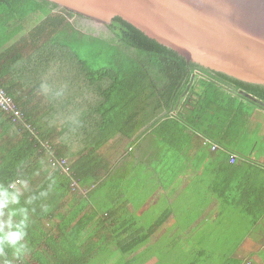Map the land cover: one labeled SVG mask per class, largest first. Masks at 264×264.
<instances>
[{
	"label": "trees",
	"instance_id": "trees-1",
	"mask_svg": "<svg viewBox=\"0 0 264 264\" xmlns=\"http://www.w3.org/2000/svg\"><path fill=\"white\" fill-rule=\"evenodd\" d=\"M75 17L82 15L47 0H0V45L15 36L19 38L17 44L30 43L31 53L20 66L26 72L32 70L41 85H51L55 81L66 85L62 94L64 97L67 95L68 102L49 106L63 119L61 134L65 135L62 139L64 147L54 143L53 136L32 118L29 106L19 104L16 98L26 121L34 126L39 139L20 129L21 125L12 122L0 111L1 128H13L14 132L23 134L24 139L18 148L13 147L11 153L1 158L0 184L7 187L9 183L23 181L31 169L27 165L28 159L36 151L40 150L38 155L46 161L47 167L37 180L38 184L29 189L22 187L19 202L12 203L18 216L12 220V231L17 230L15 226L23 218L19 209L24 208L27 219L23 230L26 236L22 238L32 242H29L27 252L35 255L38 264H98V257L107 252L102 247L103 235L99 242L86 240L87 237L81 243L77 241L93 214H86L69 227L78 213L64 218L60 211L68 198L75 201L93 190L102 177L101 171L109 170L108 163L103 162L98 151L113 135H135L137 139L152 129L157 137L162 136L165 141L168 139L172 148L181 150L191 137L193 132L189 129H192L203 135L207 143L219 147L218 167L232 176L238 170L243 171V159L239 158L241 163H237L235 158L230 163L229 153L244 135L252 108L264 110L263 105L243 96L247 93L264 102L263 85L246 83L195 63H187L182 56L148 38L119 17L106 24L109 33L101 35L77 28L72 21ZM15 47L14 43L6 53H12ZM86 52L102 63L94 67L83 56ZM2 56L0 73L9 67L8 62L1 63ZM0 85L4 86L2 82ZM58 86L61 90L62 84ZM5 89L10 94L7 87ZM172 116L175 119L170 122ZM180 136L183 137L180 142L175 140ZM44 140L55 147V159L67 160V171H63L59 163L49 161V154L42 147ZM71 153L77 156L73 160L67 157ZM243 173H246L245 178L261 176L264 179L262 168L244 169ZM216 178L215 181L219 179L218 176ZM74 180L80 188L87 190L85 194L72 187ZM217 184L215 190L221 198L247 196L254 188L240 177L234 182L223 177ZM8 191L14 190L9 188ZM42 192L46 195H41ZM31 197L35 199L28 203ZM237 202L256 211L261 208L260 214L264 213V201L248 199L246 203ZM45 207L47 211H44ZM8 209L6 216L10 215ZM53 219L59 221L57 238L50 234ZM259 219L255 216L253 222ZM42 242L46 245L52 242V257L50 255L49 259L41 257L45 250H34ZM249 245L250 242L240 247V251ZM3 248L1 256L10 260L11 264H31L13 257L10 245L3 244ZM242 263L243 257L237 253L224 264Z\"/></svg>",
	"mask_w": 264,
	"mask_h": 264
},
{
	"label": "crops",
	"instance_id": "crops-1",
	"mask_svg": "<svg viewBox=\"0 0 264 264\" xmlns=\"http://www.w3.org/2000/svg\"><path fill=\"white\" fill-rule=\"evenodd\" d=\"M18 39L15 36L11 41L0 45V55H3L1 63L4 61L9 63V67L7 66L0 73V82L7 87L19 104L29 106L32 118L38 121L44 131L53 136L54 143L58 147H62L64 145L62 139L65 137L63 133L61 134L63 119L54 108L52 110L49 106L68 102L67 95L64 97L62 94L66 85L60 81L52 82L51 85H41L32 70L26 72L27 70L20 65L31 53V48L27 49L30 43L17 44ZM14 43L15 52L7 54L8 47ZM58 84H62L61 90ZM257 111L262 113L261 111L264 110L258 107ZM251 116L252 113L246 125L247 133L251 132V122L256 119ZM174 119L175 116H172L170 122ZM254 129L261 132L259 128L254 127ZM189 130L193 133L181 150H178V147L172 148L168 139L167 142L162 136L157 137L152 129L137 139L135 135L127 137L116 133L98 151L103 162L108 163L109 170L104 173L101 171L102 177L97 186L87 195H82L81 199L75 201L71 198L67 199L60 214L68 218L78 213L69 227L76 221L82 220L86 214H93V218L77 241L81 243L87 237L86 240L93 239L99 242L103 235L102 247L107 252L104 251V255L100 257L96 255V257L104 258V264H157L160 259L179 264L182 259L185 260L190 255L168 253L165 258L161 247L163 236L167 238L166 247L173 248L176 243L187 253L192 249V242L186 237L197 238L199 232L203 234L201 238H210L212 234L217 233L218 238L229 240L232 231L244 234L239 240L240 247H245L249 242L263 241L264 213L260 214L262 209L257 205L258 211L251 207L246 208L237 201L240 200L241 203H246L248 199L264 201L263 177L245 178L246 173H243L244 169L264 170V152L262 153L264 138L260 142H255L251 149H249L250 145H246L247 147L238 145V148L231 150L229 154L236 155L237 163H241L240 159H243V171L238 170L235 175L230 176L227 171L222 172L216 162L219 147L217 150H211L210 144L203 135L192 129ZM182 138V136L175 137V140L180 142ZM23 142V134L14 132L13 128L4 130L0 126V161L13 151V147L18 148ZM257 147L261 148L259 153L255 150ZM38 154L39 151H36L28 159L27 165L31 169L23 180L26 184L25 189L38 184L37 180L47 167L45 158ZM67 157L73 160L77 156L71 153ZM216 176L219 177L217 181H215ZM223 177L231 178L233 182L240 177L254 188L247 193L248 197L221 198L215 189L218 186L217 182ZM256 183H258L257 189ZM17 188H20L21 193L23 192L20 185ZM139 192H147V195L138 196ZM6 207L0 211L3 221L0 223L2 233L12 231L14 224L12 220L17 216L16 208L11 202ZM6 209L9 213L15 211V215L6 216L8 214ZM255 216L260 219L254 223ZM52 223L54 226L50 234L57 238L59 221L53 219ZM21 241L27 244V248L30 247L31 241L24 238H21ZM47 245L42 242L34 249L35 252L38 249L45 250L41 255L43 259H49L51 255L52 242ZM240 247L228 257L220 255L219 264L229 262L235 254L241 253L243 250L240 251ZM261 250L258 254L262 258L264 245ZM3 260L0 255V261ZM21 260L31 264L39 262L35 255L27 251ZM206 260L212 261L213 264V258Z\"/></svg>",
	"mask_w": 264,
	"mask_h": 264
},
{
	"label": "water",
	"instance_id": "water-1",
	"mask_svg": "<svg viewBox=\"0 0 264 264\" xmlns=\"http://www.w3.org/2000/svg\"><path fill=\"white\" fill-rule=\"evenodd\" d=\"M47 1L103 24L119 17L187 63L264 86V0Z\"/></svg>",
	"mask_w": 264,
	"mask_h": 264
},
{
	"label": "rangeland",
	"instance_id": "rangeland-1",
	"mask_svg": "<svg viewBox=\"0 0 264 264\" xmlns=\"http://www.w3.org/2000/svg\"><path fill=\"white\" fill-rule=\"evenodd\" d=\"M72 21L77 28L93 35H101L102 33H109V28L107 27L106 24L97 22L93 19L84 16L75 17L74 19H72ZM29 48L30 47L27 46V49ZM83 56L94 67H98V65L102 63V61H100L98 58L92 57L90 53L86 52V54L84 53ZM257 109L258 107H253L251 110L252 111L251 118H256V119L251 122V129H252L251 132L247 133L245 131L244 135L240 138L238 145L241 147L243 146L247 147L248 145H250L249 149H251L252 145L255 142L257 141L260 142V140L264 138V121H263L264 111H261L262 113H260L259 111H257ZM254 127L259 128L261 132H259L257 129H254ZM245 138L247 139L244 141ZM262 145H264V141L262 142ZM255 150H258L257 153H259L261 148L257 147ZM263 152L264 150H262V153ZM81 191L83 194H85L87 190L85 188H81ZM141 195L146 196L147 192H139L138 196ZM202 235L203 234L199 232L197 233V238H194V236H192V238L186 237L192 242L191 245L192 249H189L190 253H187L184 248H181L176 243L174 244L173 248L166 247L167 238L163 236L161 241V247L163 248L162 255L165 258H167L168 253L184 254L183 256L190 254L189 256H187L185 260L182 259V261L179 264H209V263L211 264L212 261L210 262V260H206V259H210V257L213 258V264H219V261H221L220 255H224L228 257L230 256L232 250L237 249V247H240L238 246L239 240L241 237H243L244 234L236 233L232 231L229 234L230 240L228 238H218L217 233L212 234L210 238H206V237L201 238ZM223 235H218V236H223ZM226 235L228 236V234ZM221 241L225 243H222ZM260 242L261 241L251 242L249 247L244 249L242 251L243 253L241 252V255L245 257L243 264H264V256L261 258V256L258 254L259 251H262L261 247H263L264 245L263 244L264 238L263 241L261 243ZM198 249L200 250L198 251ZM104 262H105L104 258L98 259V264H104ZM157 264H173V263L170 262V260L160 259Z\"/></svg>",
	"mask_w": 264,
	"mask_h": 264
},
{
	"label": "clouds",
	"instance_id": "clouds-1",
	"mask_svg": "<svg viewBox=\"0 0 264 264\" xmlns=\"http://www.w3.org/2000/svg\"><path fill=\"white\" fill-rule=\"evenodd\" d=\"M17 184H20L21 187L26 186L24 181L19 180L13 183H9L7 187H5L3 184H0V209L5 208L9 202L13 204L19 202L21 190L20 188H17ZM9 188L13 189L14 191L9 192ZM41 195H46V193L42 192ZM32 199H35V197L29 198L27 202L31 203ZM19 211L22 214L23 218L15 226L17 230L3 232L2 234H0V255L4 254L3 244L7 243L12 248V256L17 259H22L25 252L27 251V244L21 241V238L26 236V233L23 229L25 227L27 215L24 208L19 209ZM44 211H47V207L44 208ZM10 215H15V211H10ZM0 264H11V261L8 259H4L3 261H0Z\"/></svg>",
	"mask_w": 264,
	"mask_h": 264
},
{
	"label": "built area",
	"instance_id": "built-area-1",
	"mask_svg": "<svg viewBox=\"0 0 264 264\" xmlns=\"http://www.w3.org/2000/svg\"><path fill=\"white\" fill-rule=\"evenodd\" d=\"M0 111H3L12 122L21 125L20 129L29 131L32 137L39 139L34 126L26 121L23 110L18 106L14 97L9 94L6 91L5 87L2 85H0ZM210 146L211 150L218 149V146L216 144H212ZM42 147L45 148L46 152L49 154V161L52 162V164H55V162H57L62 166L63 171H67V160L64 158L55 159V147H53L48 141L45 140L44 142H42ZM235 158L236 155L232 154L230 157V162H234ZM71 185L73 188H75V190L78 189V191L82 193L80 186L75 180L72 181Z\"/></svg>",
	"mask_w": 264,
	"mask_h": 264
}]
</instances>
